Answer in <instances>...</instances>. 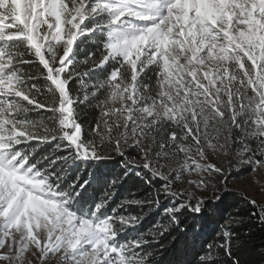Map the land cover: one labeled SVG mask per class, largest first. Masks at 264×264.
<instances>
[{
  "label": "rangeland",
  "instance_id": "1",
  "mask_svg": "<svg viewBox=\"0 0 264 264\" xmlns=\"http://www.w3.org/2000/svg\"><path fill=\"white\" fill-rule=\"evenodd\" d=\"M89 35H104L131 74L107 85L105 137L139 147L143 166L195 206L219 185L264 206V0H0V264H142L136 242L70 211L14 153L58 139L88 154L68 85ZM16 43L46 67L45 98L14 71ZM150 71L154 95L142 89ZM84 80L86 97L102 84Z\"/></svg>",
  "mask_w": 264,
  "mask_h": 264
},
{
  "label": "trees",
  "instance_id": "2",
  "mask_svg": "<svg viewBox=\"0 0 264 264\" xmlns=\"http://www.w3.org/2000/svg\"><path fill=\"white\" fill-rule=\"evenodd\" d=\"M105 41L104 35L79 41V76L68 85L72 98H77L80 143L88 154L58 139L22 144L14 153L44 176L47 190L65 199L70 211L108 221L118 244L136 242L142 264H264L263 205L219 185L213 198L195 206L143 166L139 147H123L114 136L105 137L102 105L108 98L107 85L131 81L130 72L109 57ZM13 46L20 58L14 71L45 98L50 93L46 67L32 48ZM160 77L146 73L143 91L156 94ZM84 78L102 83L89 97L79 86Z\"/></svg>",
  "mask_w": 264,
  "mask_h": 264
}]
</instances>
